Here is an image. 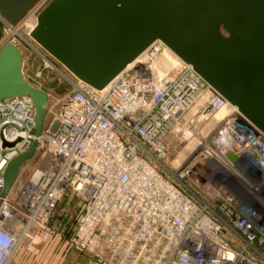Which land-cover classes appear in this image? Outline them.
<instances>
[{"label": "built area", "instance_id": "obj_1", "mask_svg": "<svg viewBox=\"0 0 264 264\" xmlns=\"http://www.w3.org/2000/svg\"><path fill=\"white\" fill-rule=\"evenodd\" d=\"M48 2L0 14V47L17 46L47 92L39 135L30 95L0 99V192L36 142L0 195V264L71 251L86 264H264V134L160 40L101 89L78 79L30 35ZM64 197L75 213L60 227Z\"/></svg>", "mask_w": 264, "mask_h": 264}, {"label": "water", "instance_id": "obj_2", "mask_svg": "<svg viewBox=\"0 0 264 264\" xmlns=\"http://www.w3.org/2000/svg\"><path fill=\"white\" fill-rule=\"evenodd\" d=\"M35 1L0 0V14L16 22ZM2 29L0 22V34ZM30 35L96 89L160 40L264 134V0H49ZM15 95L34 100L39 135L47 92L25 80L19 48L5 42L0 47V99ZM35 145L8 161L2 197Z\"/></svg>", "mask_w": 264, "mask_h": 264}, {"label": "rangeland", "instance_id": "obj_3", "mask_svg": "<svg viewBox=\"0 0 264 264\" xmlns=\"http://www.w3.org/2000/svg\"><path fill=\"white\" fill-rule=\"evenodd\" d=\"M7 142H4L6 144ZM207 166L201 165L197 167V171H206ZM76 200H69L68 197H64L58 204L56 212L54 214V221L60 222L61 226L70 225L75 213ZM34 258V257H33ZM33 260H27L26 256L19 254L11 262V264H86L87 257L79 252H68L65 255H61L59 258L53 257L50 260L44 262L40 259V256H35Z\"/></svg>", "mask_w": 264, "mask_h": 264}, {"label": "bare ground", "instance_id": "obj_4", "mask_svg": "<svg viewBox=\"0 0 264 264\" xmlns=\"http://www.w3.org/2000/svg\"><path fill=\"white\" fill-rule=\"evenodd\" d=\"M221 115H222V112L218 113V114L216 115V118L220 117ZM191 147H192V143H191V142L188 143V144H186V145H185V146L179 151L178 159H179V160H180V159H183V158L186 156L187 152L190 151Z\"/></svg>", "mask_w": 264, "mask_h": 264}]
</instances>
